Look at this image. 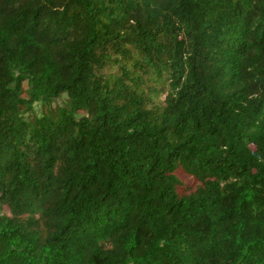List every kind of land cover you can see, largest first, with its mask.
Segmentation results:
<instances>
[{
  "label": "trees",
  "instance_id": "obj_1",
  "mask_svg": "<svg viewBox=\"0 0 264 264\" xmlns=\"http://www.w3.org/2000/svg\"><path fill=\"white\" fill-rule=\"evenodd\" d=\"M0 264H264V0H0Z\"/></svg>",
  "mask_w": 264,
  "mask_h": 264
},
{
  "label": "rangeland",
  "instance_id": "obj_2",
  "mask_svg": "<svg viewBox=\"0 0 264 264\" xmlns=\"http://www.w3.org/2000/svg\"><path fill=\"white\" fill-rule=\"evenodd\" d=\"M64 97H65V96H64ZM64 97H62L61 100H64ZM61 100H59L58 102L60 103ZM55 105H56V103H53V104L51 105V107H54ZM34 109H35L36 114H37V115H40V113H41V111H42V106H41L40 104H35V105H34Z\"/></svg>",
  "mask_w": 264,
  "mask_h": 264
}]
</instances>
